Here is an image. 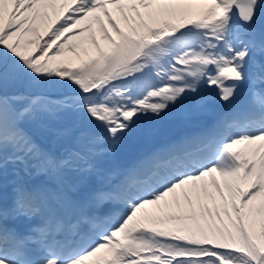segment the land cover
<instances>
[{
    "label": "snow or ice",
    "instance_id": "6c2138e0",
    "mask_svg": "<svg viewBox=\"0 0 264 264\" xmlns=\"http://www.w3.org/2000/svg\"><path fill=\"white\" fill-rule=\"evenodd\" d=\"M203 89L231 112L78 198ZM0 264H264V0H0Z\"/></svg>",
    "mask_w": 264,
    "mask_h": 264
},
{
    "label": "bare ground",
    "instance_id": "6f19581e",
    "mask_svg": "<svg viewBox=\"0 0 264 264\" xmlns=\"http://www.w3.org/2000/svg\"><path fill=\"white\" fill-rule=\"evenodd\" d=\"M208 103L206 105L205 108H208ZM204 108V109H205ZM190 108H178V112H174V110H172L170 113V116L171 118H162V119H158V120H151V119H148V120H144L142 121L141 123H145L151 127H154V126H157L158 128H160L161 130H164L166 127H169V126H172L173 124H177L178 122H180V117H179V112H187L189 113ZM191 110V109H190ZM201 111V110H200ZM39 137H40V141L45 143V144H48L50 145V141L52 140V137L48 134H39ZM157 142L159 143V141L157 140ZM54 145L57 146L58 145V148L59 149H63V145H62V142L57 140V139H54L53 141ZM55 149V148H54ZM56 153L58 152L57 149L54 150ZM63 151V150H62ZM71 178L74 180V177L71 176ZM72 179H69V183H73L74 181Z\"/></svg>",
    "mask_w": 264,
    "mask_h": 264
}]
</instances>
